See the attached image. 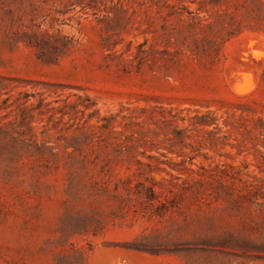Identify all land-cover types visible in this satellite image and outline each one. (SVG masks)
<instances>
[{"label": "rangeland", "instance_id": "374dc122", "mask_svg": "<svg viewBox=\"0 0 264 264\" xmlns=\"http://www.w3.org/2000/svg\"><path fill=\"white\" fill-rule=\"evenodd\" d=\"M69 262L264 264V0H0V264Z\"/></svg>", "mask_w": 264, "mask_h": 264}, {"label": "trees", "instance_id": "16d2710c", "mask_svg": "<svg viewBox=\"0 0 264 264\" xmlns=\"http://www.w3.org/2000/svg\"><path fill=\"white\" fill-rule=\"evenodd\" d=\"M73 253H74V258H75V260L78 258L77 256H79L80 255V251H78L77 249H74L73 251H72ZM79 254V255H78ZM74 262V261H73ZM70 263V262H69ZM71 264V263H70Z\"/></svg>", "mask_w": 264, "mask_h": 264}, {"label": "bare ground", "instance_id": "6f19581e", "mask_svg": "<svg viewBox=\"0 0 264 264\" xmlns=\"http://www.w3.org/2000/svg\"><path fill=\"white\" fill-rule=\"evenodd\" d=\"M250 58H251V57H250ZM254 63H255V62H254ZM254 63H253V64H254ZM249 69H250V68H249ZM241 71H244V70H241ZM244 72H245V71H244ZM236 77H237V76H236ZM234 78H235V76H234ZM248 78H249V77H248ZM254 78H255V77H254ZM236 79H237V78H236ZM239 79H240V78H239ZM239 79H238V80H239ZM238 80H236V81H238ZM246 83H248V82H246ZM248 85H249V84H248ZM248 88H249V87H248ZM250 93H251V91H250ZM135 261H136V260H135Z\"/></svg>", "mask_w": 264, "mask_h": 264}]
</instances>
